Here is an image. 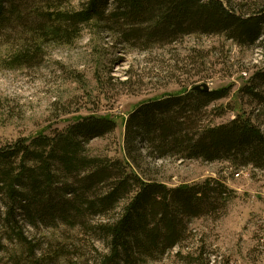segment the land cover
<instances>
[{
    "label": "trees",
    "instance_id": "obj_1",
    "mask_svg": "<svg viewBox=\"0 0 264 264\" xmlns=\"http://www.w3.org/2000/svg\"><path fill=\"white\" fill-rule=\"evenodd\" d=\"M31 1L0 0V36L21 26L33 34L34 52L46 40L72 42L82 26L94 20L115 21L123 40L145 45L194 33L224 34L240 45H253L264 36V10L247 12L224 0H87L77 10L57 6L63 0ZM26 53L16 55L14 64L32 62ZM244 88L264 102L259 90L264 88V71L255 85ZM229 93L228 88L205 91L193 86L140 103L125 121L124 157L85 150L88 142L117 127L113 118L97 115L77 119L50 135L0 146V201L5 206L3 211L0 202V221L12 225L14 234L30 244L33 256L38 246L27 238L19 220L32 225L57 219L87 224L109 238L110 253L101 264H138L147 255H164L184 239L186 219L224 206L227 188L213 178L170 185L152 175L160 169L155 159L232 160L264 168V131L250 117L207 121L209 106ZM90 217L99 218L90 224Z\"/></svg>",
    "mask_w": 264,
    "mask_h": 264
},
{
    "label": "rangeland",
    "instance_id": "obj_2",
    "mask_svg": "<svg viewBox=\"0 0 264 264\" xmlns=\"http://www.w3.org/2000/svg\"><path fill=\"white\" fill-rule=\"evenodd\" d=\"M85 1L63 0L57 6L77 10ZM224 1L247 12L264 10V0ZM108 22L94 20L82 26L72 42H39L42 46L36 52L33 34L21 26L1 34L0 146L40 133L50 135L77 119L97 115L113 118L117 127L88 142L85 150L101 157H124L125 121L131 111L144 101L200 84L230 90L209 106L207 121L226 123L242 114L264 131V102L244 88L255 85L256 76L264 71V36L253 45H240L224 34L194 33L145 45L123 40L115 21ZM22 53L33 61L14 64V57ZM259 90L264 94V88ZM155 161L160 169L152 175L170 185L213 178L227 192L224 206L215 212L186 219L179 245L162 256L140 258L138 264H264V168L177 156ZM97 218L90 217V224ZM19 221L38 246L36 255H30V244L1 220L0 264H101L110 253L109 238L87 224Z\"/></svg>",
    "mask_w": 264,
    "mask_h": 264
},
{
    "label": "water",
    "instance_id": "obj_3",
    "mask_svg": "<svg viewBox=\"0 0 264 264\" xmlns=\"http://www.w3.org/2000/svg\"><path fill=\"white\" fill-rule=\"evenodd\" d=\"M194 89H198V90L202 89V90L208 91L210 90V87L207 84H200V85L194 86Z\"/></svg>",
    "mask_w": 264,
    "mask_h": 264
}]
</instances>
